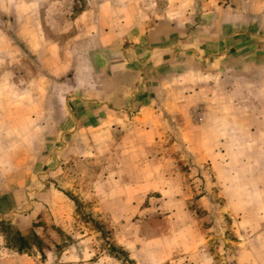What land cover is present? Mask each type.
<instances>
[{
  "label": "crops",
  "instance_id": "1",
  "mask_svg": "<svg viewBox=\"0 0 264 264\" xmlns=\"http://www.w3.org/2000/svg\"><path fill=\"white\" fill-rule=\"evenodd\" d=\"M221 1L207 2L217 8L207 6L209 10L204 8L191 24L174 26L168 21L153 23L136 9L122 10L117 2L107 0L71 20L70 38L62 30H36L33 21L43 16L35 12L18 16L22 24L15 32L17 43L13 37L10 44L0 39V218L7 217L21 233L29 232L43 213L45 220L68 226L72 205L67 195L51 187L46 193L36 192L38 197H51L47 206H40L30 203L31 192L25 187L31 164L51 162V153L46 151L52 142L45 137L52 117L50 92L53 82L59 84L70 74L75 91L65 98L75 106L70 114L73 129L90 128L97 134L94 148L104 146L105 133L111 139L114 136L108 141L110 168L105 179L134 182L136 189L134 185L130 189L139 197L159 189L157 182L178 177L179 159L164 152L162 137L178 127L174 122L182 123L189 116L192 104L203 103L200 108L208 118L206 125L210 122L211 132L220 134L214 140L218 147L264 150V0H236L234 6H221ZM40 38L43 45L35 48ZM19 40L40 58L39 72L30 59L20 56ZM20 65L28 68L22 89ZM9 69L12 78L4 75ZM60 146L55 157L62 168L67 151L74 147ZM155 146L162 150L161 156L150 159L149 150ZM15 149L19 152L12 153ZM260 155L264 157V152ZM263 159L259 164L264 165ZM5 165L16 168L9 172ZM125 165L132 169L123 171ZM259 183L264 184L263 179ZM234 196L243 198L238 193ZM252 205L248 211L264 213V189L259 202ZM245 210L237 206L231 212ZM57 211L63 215L53 221L51 215ZM21 212L25 213L21 219L14 217ZM22 243H8L0 233V264L101 261L92 237L81 238L61 251L58 243L49 242L47 251L33 253L32 246L24 247L25 238Z\"/></svg>",
  "mask_w": 264,
  "mask_h": 264
},
{
  "label": "rangeland",
  "instance_id": "2",
  "mask_svg": "<svg viewBox=\"0 0 264 264\" xmlns=\"http://www.w3.org/2000/svg\"><path fill=\"white\" fill-rule=\"evenodd\" d=\"M104 1L107 0H0V30L4 31L0 39L10 44L13 37L17 43L15 32L22 24L17 18L27 12L43 16L33 21L36 30H62L70 38L71 20L83 11L96 9ZM112 1L122 10L136 9L153 23L168 21L174 26L191 24L207 6L217 8L206 5L210 0ZM235 2L223 0L220 5L234 6ZM19 45L20 56L27 61L30 59L39 72L40 58L30 54L27 43L19 40ZM41 45L43 40L37 39L35 48ZM78 49L76 47V51ZM9 59L12 60L10 56ZM20 66L18 75L22 89L26 87L28 68ZM4 75L13 77L10 69L5 70ZM74 85L71 74L59 84L53 82L52 117L48 121L49 131L45 133L49 138L46 142H52L51 150L46 151L51 153V162L42 165L37 160L31 164L33 168L25 187L31 192L30 203L40 206H47L51 197H38L36 192L46 193L51 187L67 195L73 208L68 207V226L45 220L46 213H43L38 215L29 232L21 233L7 217H2L0 233L8 243L21 246L25 238L24 247L30 245L35 249L32 252L37 253L50 247L49 242L58 243L56 246L61 251L81 238L92 237L100 264H264V213L248 211L255 201L259 202L260 190L264 189V184L259 183L264 181V165L259 164L264 150L218 147L214 140L220 134L211 132L210 122L206 125L208 118L199 120L194 116L195 111L205 115L200 108L204 107L203 103L192 104L189 116L182 118V123L174 122L178 127L169 126L171 129L161 136L165 142L162 143L164 152L179 159L178 177L174 175L171 181L157 182L159 189L139 197L130 189L131 185L136 189L134 182L105 179L110 168L108 141L114 136L111 139L105 133L101 139L104 146L94 148L97 134L90 128L80 132L73 129L70 114L75 112V106L67 102L65 95H73ZM60 134L66 138H59ZM65 143L74 148L67 151V162L62 163L61 168V161L55 156ZM14 151L19 152L11 150ZM161 152L156 146L150 149V159L161 156ZM6 167L9 172L16 168ZM131 169L132 166L125 165L123 171ZM236 193L243 198L234 196ZM57 203L60 204L58 200ZM237 206L247 210L231 212ZM60 214L57 211L51 215L53 221L60 218ZM23 215L25 213L21 212L14 217L21 219Z\"/></svg>",
  "mask_w": 264,
  "mask_h": 264
},
{
  "label": "built area",
  "instance_id": "3",
  "mask_svg": "<svg viewBox=\"0 0 264 264\" xmlns=\"http://www.w3.org/2000/svg\"><path fill=\"white\" fill-rule=\"evenodd\" d=\"M195 115H196L197 119H199V120H201L204 117L201 111H199L198 113L195 111L194 116Z\"/></svg>",
  "mask_w": 264,
  "mask_h": 264
}]
</instances>
